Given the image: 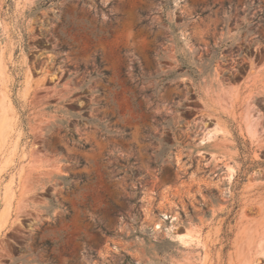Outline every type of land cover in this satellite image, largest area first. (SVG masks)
Segmentation results:
<instances>
[{
	"label": "rangeland",
	"instance_id": "rangeland-1",
	"mask_svg": "<svg viewBox=\"0 0 264 264\" xmlns=\"http://www.w3.org/2000/svg\"><path fill=\"white\" fill-rule=\"evenodd\" d=\"M262 21L0 0V264H264Z\"/></svg>",
	"mask_w": 264,
	"mask_h": 264
},
{
	"label": "trees",
	"instance_id": "trees-1",
	"mask_svg": "<svg viewBox=\"0 0 264 264\" xmlns=\"http://www.w3.org/2000/svg\"><path fill=\"white\" fill-rule=\"evenodd\" d=\"M258 0H255V3H257ZM206 13H200L199 15L202 17L204 16ZM257 20V19H256ZM264 22V21H262ZM184 69V68H183ZM83 70V67H80L79 68V71H82ZM89 70H92V74L99 78H101L102 80H106L107 76L109 75V72L108 71H105V70H102V64H101V61L100 59L98 58L97 61H96V67L95 68H90ZM87 118V117H86ZM89 121H92L90 119H88ZM70 134L74 137V140L75 142L81 147V148H84V149H87L89 148V144H87L85 141L83 140H79L78 139V136L74 133V132H70Z\"/></svg>",
	"mask_w": 264,
	"mask_h": 264
}]
</instances>
